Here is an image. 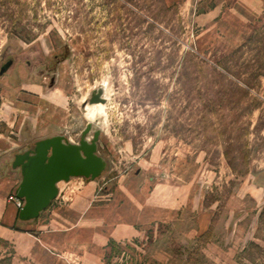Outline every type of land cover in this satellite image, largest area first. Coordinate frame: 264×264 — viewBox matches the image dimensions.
Returning <instances> with one entry per match:
<instances>
[{
  "label": "rangeland",
  "instance_id": "obj_1",
  "mask_svg": "<svg viewBox=\"0 0 264 264\" xmlns=\"http://www.w3.org/2000/svg\"><path fill=\"white\" fill-rule=\"evenodd\" d=\"M9 59L0 131L28 138L16 154L47 136L78 144L91 123L107 162L41 214L62 237L51 264H264V0H0V71ZM13 161L0 176L20 184ZM13 247L0 238V264Z\"/></svg>",
  "mask_w": 264,
  "mask_h": 264
},
{
  "label": "water",
  "instance_id": "obj_2",
  "mask_svg": "<svg viewBox=\"0 0 264 264\" xmlns=\"http://www.w3.org/2000/svg\"><path fill=\"white\" fill-rule=\"evenodd\" d=\"M10 65L1 67L0 75H4ZM88 103L104 104L102 89L95 91ZM91 130L89 123L78 144L56 135L37 141L33 148L15 155L12 168L20 170L22 177L16 189V197L24 202L18 215L21 222L38 219L59 195L61 182H69L72 178L93 181L101 177L107 162L98 154L100 131L89 140Z\"/></svg>",
  "mask_w": 264,
  "mask_h": 264
},
{
  "label": "crops",
  "instance_id": "obj_3",
  "mask_svg": "<svg viewBox=\"0 0 264 264\" xmlns=\"http://www.w3.org/2000/svg\"><path fill=\"white\" fill-rule=\"evenodd\" d=\"M50 92L51 91L48 93ZM48 93L43 91L42 95L46 96ZM22 95L24 96V100L35 98V94L31 92L23 93ZM7 133H9V130L0 131V165L2 166L5 164V160L12 154L15 157L16 153L22 146L21 144L28 141L26 140L28 139L26 136L21 135L20 138H18V144L12 143L15 140H13L12 137H9ZM49 137L53 136L40 138L37 141ZM18 186V179L3 175L0 176V238L11 240L13 242L14 253L12 256V264H30V262H34L35 264H51L54 260L53 256L55 253H53L48 247L49 245L54 247L58 243L59 238H62L60 234H57V229L53 226L55 215L51 214L47 219L43 220V217H39L37 221L29 225V228L34 230V232L25 231L17 227L19 209L16 207L15 203L9 201V196L16 195V189ZM95 217L96 216L94 215L86 213V235L88 233L90 234L91 231H94ZM118 217L119 216H116L115 219L112 218V222H117L114 229L117 231L124 230V222ZM115 235L118 234L115 233ZM61 243H64V241L62 240Z\"/></svg>",
  "mask_w": 264,
  "mask_h": 264
},
{
  "label": "flooded vegetation",
  "instance_id": "obj_4",
  "mask_svg": "<svg viewBox=\"0 0 264 264\" xmlns=\"http://www.w3.org/2000/svg\"><path fill=\"white\" fill-rule=\"evenodd\" d=\"M40 61L41 60L37 61L36 60V57L31 56V52L29 51L27 53V55H26V58L24 59L23 64L25 65L27 71H31V70L35 69L37 67V65H39ZM7 63H11L10 67L7 70V71H9V69H11L16 64V60L15 59H9L4 65H6ZM4 65H2V67ZM54 83H55V79L54 78H51V80H50V86L53 87L54 86ZM31 148H33V146L30 147V148H28L27 150H29Z\"/></svg>",
  "mask_w": 264,
  "mask_h": 264
},
{
  "label": "trees",
  "instance_id": "obj_5",
  "mask_svg": "<svg viewBox=\"0 0 264 264\" xmlns=\"http://www.w3.org/2000/svg\"><path fill=\"white\" fill-rule=\"evenodd\" d=\"M18 219H19V218H18ZM118 248H120V244L117 243V242H115V241H111V242L109 243V245H108V250L110 249V250L112 251L111 254H113V255L121 254V250L118 249ZM107 258H109V256L106 255V259H107ZM110 259H111V258H109V260H110Z\"/></svg>",
  "mask_w": 264,
  "mask_h": 264
},
{
  "label": "built area",
  "instance_id": "obj_6",
  "mask_svg": "<svg viewBox=\"0 0 264 264\" xmlns=\"http://www.w3.org/2000/svg\"><path fill=\"white\" fill-rule=\"evenodd\" d=\"M9 201L15 203L16 207L20 210L23 207L24 202L18 199L15 195L9 197Z\"/></svg>",
  "mask_w": 264,
  "mask_h": 264
},
{
  "label": "bare ground",
  "instance_id": "obj_7",
  "mask_svg": "<svg viewBox=\"0 0 264 264\" xmlns=\"http://www.w3.org/2000/svg\"><path fill=\"white\" fill-rule=\"evenodd\" d=\"M103 98H104V97H103ZM99 106H100L99 104L89 105V106L86 108V110L89 109V108L96 110V108H98ZM95 116H96V111L94 112V115L92 116L91 119H89L88 117H87V118L89 119L90 122H93V121L96 119Z\"/></svg>",
  "mask_w": 264,
  "mask_h": 264
},
{
  "label": "clouds",
  "instance_id": "obj_8",
  "mask_svg": "<svg viewBox=\"0 0 264 264\" xmlns=\"http://www.w3.org/2000/svg\"><path fill=\"white\" fill-rule=\"evenodd\" d=\"M95 111H96V110L89 108V109L86 110V112H85V116L88 117L89 119H91L92 116L94 115V112H95Z\"/></svg>",
  "mask_w": 264,
  "mask_h": 264
}]
</instances>
